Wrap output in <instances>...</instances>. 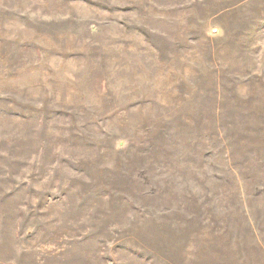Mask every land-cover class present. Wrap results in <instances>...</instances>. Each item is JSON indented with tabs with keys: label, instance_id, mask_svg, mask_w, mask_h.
I'll use <instances>...</instances> for the list:
<instances>
[{
	"label": "rangeland",
	"instance_id": "obj_1",
	"mask_svg": "<svg viewBox=\"0 0 264 264\" xmlns=\"http://www.w3.org/2000/svg\"><path fill=\"white\" fill-rule=\"evenodd\" d=\"M0 264H264V0H0Z\"/></svg>",
	"mask_w": 264,
	"mask_h": 264
}]
</instances>
